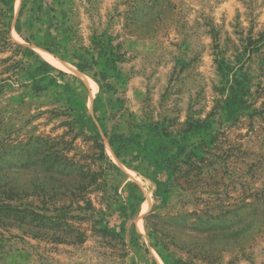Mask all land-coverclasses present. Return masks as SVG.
Here are the masks:
<instances>
[{
  "label": "rangeland",
  "instance_id": "374dc122",
  "mask_svg": "<svg viewBox=\"0 0 264 264\" xmlns=\"http://www.w3.org/2000/svg\"><path fill=\"white\" fill-rule=\"evenodd\" d=\"M0 264H264V0H0Z\"/></svg>",
  "mask_w": 264,
  "mask_h": 264
}]
</instances>
